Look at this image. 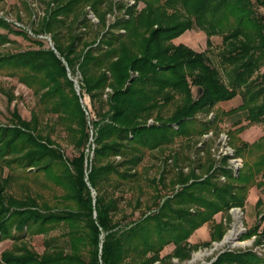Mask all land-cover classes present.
Returning <instances> with one entry per match:
<instances>
[{
  "label": "trees",
  "instance_id": "1",
  "mask_svg": "<svg viewBox=\"0 0 264 264\" xmlns=\"http://www.w3.org/2000/svg\"><path fill=\"white\" fill-rule=\"evenodd\" d=\"M254 4L264 0H48L30 33L48 35L53 50L0 18V30L37 47L0 54V70L31 90L38 107L28 120L14 108L10 123L0 124V241H12L0 264H181L222 239L229 210L244 208L252 186L264 188L257 180L264 178V135L252 145L227 135L233 157L243 161L236 176L230 157L217 164L208 141L194 160L179 149L164 156L156 176L145 160L178 138L208 134L210 124L195 115L237 96L241 104L227 114L244 113L247 125L264 132V16ZM194 27L206 36L205 51L172 43ZM213 36L221 37L218 65L207 55ZM8 42L0 33V45ZM76 73L78 93L70 79ZM58 127L74 149L70 159L52 137ZM36 183L54 192L53 200L33 195ZM217 214L224 220L216 222ZM204 225L209 241L190 245ZM58 229L65 247L50 236ZM257 229L243 237L261 243ZM33 236L45 238L41 254L24 240ZM169 245L172 252L161 256ZM209 264H264V257L224 251Z\"/></svg>",
  "mask_w": 264,
  "mask_h": 264
},
{
  "label": "rangeland",
  "instance_id": "2",
  "mask_svg": "<svg viewBox=\"0 0 264 264\" xmlns=\"http://www.w3.org/2000/svg\"><path fill=\"white\" fill-rule=\"evenodd\" d=\"M48 0H2L0 1V18L4 19L7 23H10L13 27V30H25L28 34L36 40H39L43 43L44 48L53 50V43L48 35H40L34 37L30 30L36 27V22L39 17L43 15L44 10V2ZM115 2H122L127 5H132L133 0H113ZM254 1V0H252ZM26 4L29 5L32 9V12L26 8ZM143 7L142 3H139L137 9L140 10ZM254 10L256 14L264 16V6H257L254 4ZM88 18L96 22L93 14L89 13ZM108 20H113V18L107 17ZM0 33L6 34L9 40L8 43L0 45V54H14L18 52H24L32 49H37L36 46L33 45L31 41L23 39L21 36L15 35L11 32H7L4 30H0ZM212 47L208 49L207 55L213 62V64L218 65L217 52L221 48V37L213 36L211 38ZM174 45L183 44L186 47L194 50L195 52H203L206 50V36L200 31L198 28L194 27L191 30L184 32L178 38L172 40ZM264 71V68L261 69V72ZM8 72L7 69L0 70V124L8 125L10 123V112L16 108L20 116L28 120L30 117V112L32 110L38 111L37 107V99L33 95L32 91L23 86L15 77H10L6 75ZM70 75V74H69ZM70 79H72L74 83V89L78 93L80 76L78 73L74 75H70ZM8 93L10 96H13V100L10 102L8 100V96L5 94ZM110 92L108 89L106 93ZM192 92L196 95V90L193 87ZM83 107H88V111L86 115L89 114L88 118L93 119V111L88 106V99L85 97L83 100ZM241 104V99L237 96L230 101L220 102L215 105L209 112H201L195 115L194 119L201 125L210 124L211 131L202 136V137H194L193 142L189 139L185 140L182 138L176 139V141L168 146L164 151H155L150 156H148L145 160L147 166L152 165L150 168L149 175L156 176L160 173L159 166L161 167V171L163 168L162 159L164 156L172 153L174 150L178 151V149L183 152H188L187 156H190L191 160L196 159L198 156L202 157V152L198 151L202 147L203 142L208 141V147H210V152L212 153V157L216 160L217 164L223 156H228L234 154L233 149L228 145L227 135L232 136L236 140L239 141L238 145L241 143H245L248 145H252L257 142L264 132H262V126L260 124L247 125L248 122L245 119L244 113H235L232 115L227 114V112L235 109L237 106ZM170 108L169 110H171ZM45 118L47 116H44ZM53 118V117H52ZM154 122L149 120L147 125H152ZM239 131L240 127H243ZM196 126L192 127L195 128ZM216 128V132L213 130ZM90 136L92 134L90 128ZM52 137L60 144L61 148L64 151V155L66 158L70 159L74 154V149L71 145L67 144L65 141V134L60 127L56 129L55 134ZM92 139L90 138L87 147H89V151L86 149V153H89L90 159L92 158V150L95 147L92 143ZM237 144V143H236ZM193 145V146H192ZM199 152V153H198ZM227 154V155H225ZM220 156V157H219ZM219 157V158H218ZM234 158V157H230ZM228 159V167L231 168L234 173L235 166L238 169L242 167L243 161L240 158H236L235 160ZM117 160V159H116ZM248 160L245 158L244 162ZM183 168V166H181ZM168 171V170H167ZM184 172L187 171L186 168L183 169ZM169 172V171H168ZM8 173L7 169H4V175ZM170 174V172H169ZM171 175V174H170ZM166 176H169L166 173ZM236 176V175H234ZM257 180H261L264 182V178L257 177ZM31 192L38 195H42L49 200H53L52 196L54 192L51 190H44L41 188V185L38 183L31 186ZM171 191L165 190L163 194H170ZM94 192H92V196H94ZM264 202V188H258L257 186H252L248 193L247 199L245 201V205L243 209L233 208L229 210L230 222L227 224V230L222 237V239L218 242H212L210 246L207 247H199L196 251L191 253L190 259L182 262L181 264H209L216 259V257L227 250L242 252L253 250L258 254L264 256V238L261 239V243L256 244V235L250 238H244L249 231L258 227L256 234L261 235V232L264 231V220H262V216H264V209L261 207H257L256 204L258 201ZM129 211V210H127ZM138 218V213L134 215L132 220ZM216 222L220 220H224L221 214H217L214 217ZM234 230V234L230 237L228 242H224V239L227 235H229V231ZM62 234V230L58 229L53 231L50 236H55L57 241L64 246L65 239ZM44 237L43 236H33L26 237L24 240L28 243V246L32 248L35 252L41 254L44 251ZM209 241V225H204L200 230L194 232V235L189 239L190 245L202 244L203 242ZM12 246L11 240H3L0 241V257L4 250L10 249ZM65 247V246H64ZM173 246H167L161 253V256L167 255L166 252H170ZM172 252V251H171ZM170 252V253H171ZM169 253V254H170ZM172 264H179L176 259L171 260Z\"/></svg>",
  "mask_w": 264,
  "mask_h": 264
},
{
  "label": "built area",
  "instance_id": "3",
  "mask_svg": "<svg viewBox=\"0 0 264 264\" xmlns=\"http://www.w3.org/2000/svg\"><path fill=\"white\" fill-rule=\"evenodd\" d=\"M225 155H227V154H225ZM219 157H220V156H219ZM219 157H218V158H219ZM230 157H233V155L231 154ZM232 159L235 160L236 158H230V160H232ZM235 171H236L235 173H234V171H233L234 175L237 174V171H238L237 166H235ZM221 180H223V178H221ZM227 251H231V250H227ZM251 251L254 252L255 254H257L258 256H262V255L258 254L256 251H253V250H251ZM262 257H264V256H262Z\"/></svg>",
  "mask_w": 264,
  "mask_h": 264
},
{
  "label": "bare ground",
  "instance_id": "4",
  "mask_svg": "<svg viewBox=\"0 0 264 264\" xmlns=\"http://www.w3.org/2000/svg\"><path fill=\"white\" fill-rule=\"evenodd\" d=\"M234 234V230L229 231V235H227L224 239V242H228L230 240V237Z\"/></svg>",
  "mask_w": 264,
  "mask_h": 264
},
{
  "label": "crops",
  "instance_id": "5",
  "mask_svg": "<svg viewBox=\"0 0 264 264\" xmlns=\"http://www.w3.org/2000/svg\"><path fill=\"white\" fill-rule=\"evenodd\" d=\"M201 228H202V227H201ZM198 230H200V228H199ZM198 230H197V231H198ZM193 235H194V234H193ZM193 235H192V236H193ZM192 236H191V237H192ZM191 237H190V238H191ZM190 238H189V239H190ZM189 239H188V242H189ZM172 250H173V248H172ZM172 250H171V251H172ZM171 251H170V252H171ZM170 252H169V253H170ZM169 253L166 252V254H169Z\"/></svg>",
  "mask_w": 264,
  "mask_h": 264
}]
</instances>
